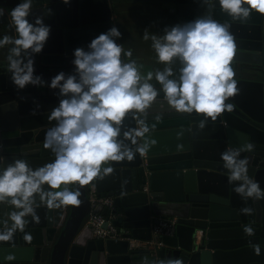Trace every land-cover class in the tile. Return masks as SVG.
Instances as JSON below:
<instances>
[{
	"label": "water",
	"instance_id": "obj_1",
	"mask_svg": "<svg viewBox=\"0 0 264 264\" xmlns=\"http://www.w3.org/2000/svg\"><path fill=\"white\" fill-rule=\"evenodd\" d=\"M19 2L0 0L6 13L0 17V36L13 34L8 13ZM134 2L175 5L179 25L209 15L230 25L235 44L231 67L239 93L226 102L233 103L234 110L201 128L202 115L175 111L159 90L147 116L142 117L151 129L146 138L155 141L149 152L137 153L132 161L106 162L102 168L110 165L113 171L102 179L69 185L81 192L78 206L48 209L35 197L39 222L26 217L29 223L24 232L0 241V264H141L145 258L159 261L170 257H179L184 264H264V251L257 256L252 248L260 244L264 249V200H242L221 159L229 148L254 143V150L243 152L240 158L249 160V177L264 189V15L252 11L244 21L233 20L221 10L218 0L207 4L201 0H70L67 4L36 0L28 19L34 22L49 9L43 22L51 30L41 53L34 57V72L45 82L61 71L73 74L74 50H87L94 38L116 27V5ZM10 75L6 50H0V156L5 166L24 159L35 170L55 159L43 145L45 133L55 124L49 119L50 111L58 106L60 97L58 90L46 85L18 90ZM134 127L136 118L129 114L121 126V138ZM91 189L97 197L112 199L110 208L98 205L93 213L112 216L111 224L124 239L150 240L159 218L177 219L174 236L163 237V247L156 254L129 251L126 240L94 238L85 226L91 212ZM245 206L255 213L243 214ZM11 210V206L0 205V218L6 219ZM246 224L253 225L254 236L245 235ZM25 233L31 235L30 241L24 239ZM198 234L200 248L194 244ZM10 254L15 259L9 262L5 258Z\"/></svg>",
	"mask_w": 264,
	"mask_h": 264
},
{
	"label": "clouds",
	"instance_id": "obj_2",
	"mask_svg": "<svg viewBox=\"0 0 264 264\" xmlns=\"http://www.w3.org/2000/svg\"><path fill=\"white\" fill-rule=\"evenodd\" d=\"M35 2L20 0L8 13L13 34L0 36V50H6L7 70L18 90L45 85L58 90L60 102L49 116L55 124L45 133L43 145L54 153L55 159L33 170L24 159L5 166L0 156V205L12 209L6 219L0 218V241H10L17 231L24 232L29 223L26 217L39 222L35 197L48 209L78 206L81 192L69 185L82 186L102 179L113 171L110 165L102 168L106 162L132 161L137 153L149 152L155 141L146 138L151 129L142 117L147 116L159 94L151 83L153 79L162 86L172 109L204 117L201 128L208 121H216L223 112L233 111L235 105L226 101L239 93L231 67L235 44L230 25L210 15L166 29L163 36L144 31L143 39H151L158 61L165 65L163 70L144 75L136 60H122V55L132 57V50H125L116 42L121 32L113 26L94 38L87 50H74L73 74L61 71L45 82L34 72V57L41 53L49 38L51 29L43 20L50 10H43L31 22L28 18ZM62 2L67 4L70 0ZM201 2L207 4L212 0ZM218 3L233 20L244 21L252 11L264 15V0H218ZM5 14V8L0 6V17ZM177 60L181 65L178 76L173 68ZM129 114L136 118L137 127L124 131L121 138V126ZM254 148V143L247 142L239 148L227 149L221 153V159L228 170L229 182L237 184L234 192L242 200L259 202L264 200V189L255 178L249 177V160L240 158L243 152H252ZM241 212L253 215L255 209L245 206ZM243 232L252 237L255 229L246 224ZM24 239L30 241L31 235L25 233ZM252 248L257 256L264 251L260 244H253ZM5 259L10 262L15 257L10 254ZM141 264H184V261L179 257L159 261L145 258Z\"/></svg>",
	"mask_w": 264,
	"mask_h": 264
},
{
	"label": "crops",
	"instance_id": "obj_3",
	"mask_svg": "<svg viewBox=\"0 0 264 264\" xmlns=\"http://www.w3.org/2000/svg\"><path fill=\"white\" fill-rule=\"evenodd\" d=\"M114 22L121 32L119 44H122L125 50H132V57L124 56L125 62L129 59L136 60L138 65H142L140 71L144 75L148 71L163 70L165 65L158 61L151 39L144 40L143 34L147 29L150 34L163 36L166 29L179 25L175 5L149 2L121 3L115 6ZM180 66L178 60L173 63L177 76ZM151 83L158 90H162V86L155 79Z\"/></svg>",
	"mask_w": 264,
	"mask_h": 264
},
{
	"label": "built area",
	"instance_id": "obj_4",
	"mask_svg": "<svg viewBox=\"0 0 264 264\" xmlns=\"http://www.w3.org/2000/svg\"><path fill=\"white\" fill-rule=\"evenodd\" d=\"M89 202L91 204V212L85 220V226L92 231L93 237L104 240H126L128 241V250L141 253L156 254L163 247L161 239L163 237H173L177 225L176 218H159V222L152 227V235L150 240L140 239H124L119 229L111 224L113 217L106 218L101 214L93 213V209L101 205L110 208L112 206L111 198L97 197L94 190L89 191ZM106 225V226H105ZM105 226V227H104ZM200 234L195 239L196 248L199 246Z\"/></svg>",
	"mask_w": 264,
	"mask_h": 264
},
{
	"label": "flooded vegetation",
	"instance_id": "obj_5",
	"mask_svg": "<svg viewBox=\"0 0 264 264\" xmlns=\"http://www.w3.org/2000/svg\"><path fill=\"white\" fill-rule=\"evenodd\" d=\"M199 246H201V243L199 242V244H198Z\"/></svg>",
	"mask_w": 264,
	"mask_h": 264
}]
</instances>
